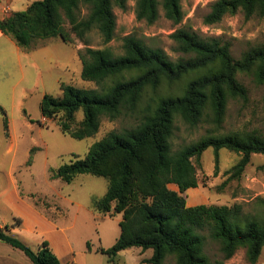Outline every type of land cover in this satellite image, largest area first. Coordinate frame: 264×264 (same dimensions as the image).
<instances>
[{
  "label": "trees",
  "instance_id": "16d2710c",
  "mask_svg": "<svg viewBox=\"0 0 264 264\" xmlns=\"http://www.w3.org/2000/svg\"><path fill=\"white\" fill-rule=\"evenodd\" d=\"M127 2L39 0L0 20V32L25 51L57 38L65 44L78 40L88 46L93 30L108 44L115 37L113 10L125 11ZM181 2L137 0L136 18L152 25L162 7L165 17L178 25L184 18ZM82 4L89 8L86 17L81 16ZM241 11L246 17H264V0H218L205 23L214 25ZM172 38L185 56L174 62L135 36L124 38L121 56L109 49L86 47L78 51L82 80L97 88L61 84L60 97H43L39 125L59 119L63 134L82 141L98 134L102 118L115 121L138 112L140 115L134 127L111 131L93 144L84 159L76 157L70 164L52 169L51 178L71 184L87 175L108 182L106 194L94 199L92 208L100 214L122 215L118 240L111 248L99 251L111 262L119 253L139 248L144 253L153 252L143 264H164L169 256L176 264H226L237 251L245 249L248 262L256 264L264 249V198L257 199L254 213L246 216L240 205L189 207L184 194L199 186L193 159L199 161L204 152L213 149L217 174L221 150L239 154L241 160L230 172L231 178L238 179L253 154L264 155V136L210 134L178 150L173 148V139L178 121L197 128L209 118L221 128L229 100H248L238 75H252L258 84H264V46L236 60L230 45L221 39H204L184 29L177 30ZM79 113L83 114L80 122ZM0 115L8 132L9 120L1 106ZM208 237L219 245L223 259L211 261L206 253ZM0 243L21 251L31 264H61L49 243L44 242L35 252L12 234L9 226H0ZM87 249L91 251L89 243Z\"/></svg>",
  "mask_w": 264,
  "mask_h": 264
},
{
  "label": "rangeland",
  "instance_id": "374dc122",
  "mask_svg": "<svg viewBox=\"0 0 264 264\" xmlns=\"http://www.w3.org/2000/svg\"><path fill=\"white\" fill-rule=\"evenodd\" d=\"M5 1L4 18L12 13L11 10L24 11L30 3L39 0H10V4ZM217 1L182 0L184 18L178 25L168 20L160 7L158 20L149 25L136 18L137 0H128L125 11L117 7L113 10L116 30L110 43L105 44L101 34L93 30L88 46L78 40L73 45L66 44L67 52L57 55L61 60L55 66L46 59L39 58L35 62L21 52L19 58L16 53L19 47L10 37L0 40V106L9 120L7 132L4 118L0 115V224L3 227L9 226L12 234L35 252L44 242L49 243L61 264H143V260L152 255V251L141 253L139 248H132L119 253L111 262L107 255L99 253L100 249H109L116 243L122 220V215L100 214L92 208L94 199L102 198L107 192L108 182L104 178L83 175L71 184L51 178L52 169L70 164L76 157L84 159L91 146L109 132L134 127L138 123L139 112L115 121L102 118L98 134L78 141L61 132L57 123L59 119L40 126V103L45 92L60 97V85L63 83L85 90L96 89L94 83L82 80L81 66L71 61L70 56L73 54L79 59L78 51L86 47L109 49L115 56H121L124 53L123 40L127 36H135L149 48L161 50L173 62L185 57L172 38L179 29L204 39H221L230 45L236 60L241 59L245 52L264 46V17H246L241 11L225 16L220 23L206 24L205 17ZM81 13L82 17L89 13L84 4L81 5ZM52 41L60 45L62 42L58 38L41 42L36 50ZM57 78H60L58 82ZM238 80L246 87L248 100H229L219 129L209 118L197 128L178 121L173 139L175 150L210 134L257 133L264 136V84H258L252 75L239 74ZM82 119L83 114L79 113L78 122ZM31 155L32 164L28 165ZM240 160L241 155L221 150L215 174L213 149L204 152L199 161L193 159L199 186L184 194L187 205H240L244 215H252L257 199L264 198V155L253 154L240 178L233 179L230 172ZM170 188L176 189V186L171 185ZM87 243L91 251H88ZM0 245L1 257L5 246L14 251L15 254H9L11 258L16 257L18 263L26 261L31 264L21 251ZM206 253L212 262L223 259L219 245L209 237ZM164 264H176L175 258L169 256ZM226 264H250L245 249L237 251ZM256 264H264V249Z\"/></svg>",
  "mask_w": 264,
  "mask_h": 264
},
{
  "label": "crops",
  "instance_id": "0c3cea01",
  "mask_svg": "<svg viewBox=\"0 0 264 264\" xmlns=\"http://www.w3.org/2000/svg\"><path fill=\"white\" fill-rule=\"evenodd\" d=\"M3 3H5V4H3ZM6 3H7V1L0 0V20L4 19V9H5L4 5H6ZM8 3L10 4L11 1L8 0ZM11 11L15 12L13 10H11ZM6 37H8V36H5V35H3L0 32V40L3 39V38H6ZM65 47H66V44L63 43V42H61V45H60L59 43H55V41H52V42L48 43L44 48H41V49H38V50L26 51V52L21 50L20 48H18L16 53H17L19 58L21 57V53H23L24 55L27 54L26 56H29L35 62L39 61V58H40V60L41 59H46L51 65L55 66V65H59L60 64V60H61V58H58L57 55L60 54V53L67 52ZM70 52L73 53L71 50H70ZM70 58L72 59L71 61L75 62V64H79V66H81V72H82V64L79 61V59H77L75 57V55H73V54H72V56H70ZM59 79L60 78H57L56 82H58ZM64 84H66V83H64ZM44 95H47L46 92L44 93ZM172 190L178 191V188L176 187V189H172ZM0 226L3 227L2 224H0ZM0 244H2V243H0ZM0 247H1V245H0ZM3 248H4L3 250H5L4 252L7 255L4 256L5 253H3L2 254L3 257L0 256V264H28V263H26V261H23V263H18L16 261L17 260L16 257L11 258L10 254H9V253L15 254L14 251H12L11 249H9L8 247H5V246ZM147 252H149V251H147ZM141 253H142V251H141ZM141 253H139V255ZM152 254H153V252H152ZM151 257H152V255H148V257H146L145 259H150Z\"/></svg>",
  "mask_w": 264,
  "mask_h": 264
}]
</instances>
